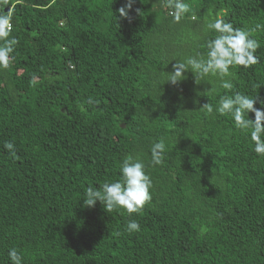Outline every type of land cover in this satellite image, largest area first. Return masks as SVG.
I'll return each instance as SVG.
<instances>
[{"label": "trees", "instance_id": "16d2710c", "mask_svg": "<svg viewBox=\"0 0 264 264\" xmlns=\"http://www.w3.org/2000/svg\"><path fill=\"white\" fill-rule=\"evenodd\" d=\"M183 2L174 23L166 0H135L131 22L117 12L126 0H9L19 43L0 68V264L12 248L21 264H264V156L215 111L236 91L264 111V30L259 62L229 69L232 91L213 74L196 84L191 70L166 81L176 60L206 55L217 16L264 25V0ZM129 155L145 165L151 202L131 215L84 206ZM130 220L139 231L125 230Z\"/></svg>", "mask_w": 264, "mask_h": 264}, {"label": "clouds", "instance_id": "9594fccd", "mask_svg": "<svg viewBox=\"0 0 264 264\" xmlns=\"http://www.w3.org/2000/svg\"><path fill=\"white\" fill-rule=\"evenodd\" d=\"M6 11L0 12V68L8 69L15 57L12 55L19 41L11 37L13 30L12 7L9 0H2ZM135 0H126V4L117 9L120 18L128 19L129 10ZM172 16L174 23H179L184 14L190 11V6L183 0H166L164 5ZM137 15H141L139 8L135 9ZM193 19L195 17L193 16ZM207 28L213 30L216 35L206 43V55L197 53L195 57H188L181 62L176 60L172 64V71L167 82L176 85L184 79V73L191 70L194 74L196 84L209 74L217 75L220 78V86L226 91L233 90V84L225 77L231 76L230 68L242 66L248 68L259 62L256 55L257 49L261 47L259 41L254 37L258 30H264V25L257 23L253 28H235L231 22H226L221 16H217L213 22L207 24ZM69 67L74 69V65L69 61ZM35 83V80L31 81ZM257 97H249L238 91L232 95H221L215 111L220 115H230L235 127L248 134L254 144V151L257 155L264 156V111L254 107ZM84 103L95 106L98 102L92 97H88ZM264 104V101H261ZM206 115L213 113V106L206 102L200 106ZM81 110H84L83 108ZM254 113V119L248 118V113ZM4 148L15 159L16 153L11 142H5ZM165 150L163 140L155 142L151 146V163L159 165L162 162V153ZM121 178L114 182H105L99 188L88 187L85 192L83 205L93 207L99 201L106 212L110 213L114 209L123 208L129 215L139 213L145 204L151 202L150 189L152 180L145 173L144 163L131 155L126 156L120 167ZM127 232L133 233L140 230L137 221L130 220L127 223ZM116 235H119L117 232ZM8 256L12 264H21V255L17 249L12 248L8 251Z\"/></svg>", "mask_w": 264, "mask_h": 264}, {"label": "water", "instance_id": "95a60500", "mask_svg": "<svg viewBox=\"0 0 264 264\" xmlns=\"http://www.w3.org/2000/svg\"><path fill=\"white\" fill-rule=\"evenodd\" d=\"M5 10H6V8H5Z\"/></svg>", "mask_w": 264, "mask_h": 264}]
</instances>
